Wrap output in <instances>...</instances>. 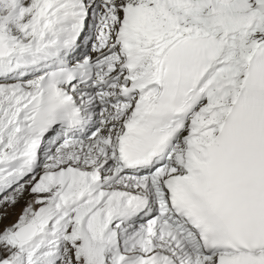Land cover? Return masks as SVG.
<instances>
[{
    "label": "snow or ice",
    "instance_id": "snow-or-ice-1",
    "mask_svg": "<svg viewBox=\"0 0 264 264\" xmlns=\"http://www.w3.org/2000/svg\"><path fill=\"white\" fill-rule=\"evenodd\" d=\"M0 264H264V0H0Z\"/></svg>",
    "mask_w": 264,
    "mask_h": 264
},
{
    "label": "rangeland",
    "instance_id": "rangeland-1",
    "mask_svg": "<svg viewBox=\"0 0 264 264\" xmlns=\"http://www.w3.org/2000/svg\"><path fill=\"white\" fill-rule=\"evenodd\" d=\"M16 211L18 212L19 211V208H17ZM12 219H15V214L13 215Z\"/></svg>",
    "mask_w": 264,
    "mask_h": 264
}]
</instances>
